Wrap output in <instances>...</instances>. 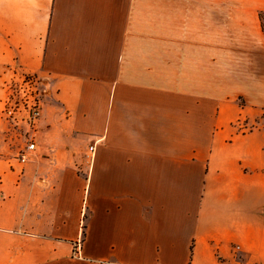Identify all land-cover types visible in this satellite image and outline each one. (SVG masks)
<instances>
[{"label":"crops","instance_id":"obj_1","mask_svg":"<svg viewBox=\"0 0 264 264\" xmlns=\"http://www.w3.org/2000/svg\"><path fill=\"white\" fill-rule=\"evenodd\" d=\"M262 14L0 0V264H264ZM27 74L32 128L2 113Z\"/></svg>","mask_w":264,"mask_h":264},{"label":"built area","instance_id":"obj_2","mask_svg":"<svg viewBox=\"0 0 264 264\" xmlns=\"http://www.w3.org/2000/svg\"><path fill=\"white\" fill-rule=\"evenodd\" d=\"M9 96L7 97L3 109V115L7 118H21L30 128H32L36 120L42 113V93L44 92L43 85L38 76L27 74L20 79H10L8 83ZM238 124H241L239 122ZM254 127H248L243 124L241 130L244 132L251 131ZM28 132V144L26 150L19 153L17 156L20 162L27 160L29 152L34 150L35 142L33 137ZM90 150H94V146H90ZM81 242H76L74 245V255H78Z\"/></svg>","mask_w":264,"mask_h":264},{"label":"rangeland","instance_id":"obj_3","mask_svg":"<svg viewBox=\"0 0 264 264\" xmlns=\"http://www.w3.org/2000/svg\"><path fill=\"white\" fill-rule=\"evenodd\" d=\"M262 18H263V23H264V14H262ZM10 119V118H9ZM30 131V130H29ZM29 131H27V136H28V132ZM30 134H31V132H30ZM28 142H29V140H28V138H27V144H28Z\"/></svg>","mask_w":264,"mask_h":264}]
</instances>
